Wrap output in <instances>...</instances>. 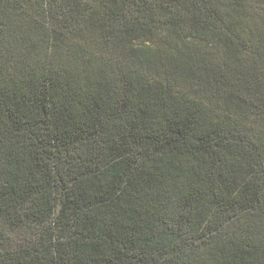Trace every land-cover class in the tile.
<instances>
[{
	"label": "trees",
	"instance_id": "obj_1",
	"mask_svg": "<svg viewBox=\"0 0 264 264\" xmlns=\"http://www.w3.org/2000/svg\"><path fill=\"white\" fill-rule=\"evenodd\" d=\"M27 221L0 264H264V0H0V222Z\"/></svg>",
	"mask_w": 264,
	"mask_h": 264
},
{
	"label": "rangeland",
	"instance_id": "obj_2",
	"mask_svg": "<svg viewBox=\"0 0 264 264\" xmlns=\"http://www.w3.org/2000/svg\"><path fill=\"white\" fill-rule=\"evenodd\" d=\"M48 223L46 222L44 224L45 228H47ZM29 227L28 221L26 222L25 225H20V226H13L11 224L6 225L5 223L3 224L0 222V235L3 237L2 240H0V244L4 248H18L22 245H24L27 240H29L28 243H32L35 239L36 236L33 235L31 237V232H28L26 228ZM51 232V233H50ZM48 232V235L45 239V242H53L54 245H56L58 242L66 240L67 234L60 232L59 230H52Z\"/></svg>",
	"mask_w": 264,
	"mask_h": 264
}]
</instances>
